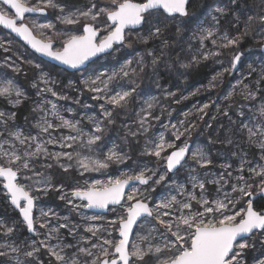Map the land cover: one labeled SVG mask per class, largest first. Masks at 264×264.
I'll return each instance as SVG.
<instances>
[{
  "label": "snow or ice",
  "instance_id": "1",
  "mask_svg": "<svg viewBox=\"0 0 264 264\" xmlns=\"http://www.w3.org/2000/svg\"><path fill=\"white\" fill-rule=\"evenodd\" d=\"M236 3L237 0H228V6ZM189 5L190 0H88L83 8L66 11V6L58 0H0V26L14 33L35 53L85 73L88 71L85 65L93 58L109 57L120 48L130 46L128 41L132 32L144 26H148L149 32L147 37H140L144 43L149 39L160 38L167 28V25L161 27V17L176 21L179 34L183 31L180 25L186 24L181 18L190 15ZM228 6L215 7L210 14L211 23L207 26L200 25L194 31L189 30L190 42L199 45L191 63L199 64L222 56V50L238 47L248 34L253 21L251 16L239 35L229 36L226 32L218 34L220 17L227 16ZM48 9L58 13L56 19L65 28L57 29L52 22L38 23L35 19L25 22L26 14H46ZM76 25H82V31L75 30ZM37 33L42 38H38ZM56 42L60 43V47H55ZM206 42H210L212 47H208ZM163 43L168 47L167 41ZM0 48L5 52L11 50L5 46V42H0ZM147 54L152 56L151 64L156 65L165 53L162 50L160 56L153 55L151 51ZM242 56L243 53L238 51L232 54L229 67L216 73L209 81L208 88H215L225 73L234 72ZM18 59L24 61L23 57ZM24 62L40 70L39 80L32 84L38 96L50 94L57 100L69 99L56 90L58 81L45 72L40 64L31 60ZM133 63L127 60L119 69L93 73L81 79L84 90L93 94L92 99L98 102L100 109V118L87 117L92 125L89 131L82 127L83 118H65L52 100L42 99L33 108V112L41 113L34 125L38 130L35 135L31 130L25 132L9 126V122L15 118V112L0 111V183L5 190L4 195L19 210L21 223L26 226V230L36 237H44L33 238L30 244L27 240L20 242L31 249L23 253L25 257L31 258L25 264H44L38 256L41 249L54 258V261L50 259L49 264H145L144 258L148 255L155 258V264H248L247 251L253 249L254 245L246 237L256 233L264 236V206L259 209L254 206L257 195L264 194V90L251 88L243 79L237 82L226 99H230L236 87H239L243 99L252 103L247 113L244 111L245 106H240L236 132L246 137L249 145L259 149L258 160H248L245 154L240 157L238 168L233 169L231 164L225 163L220 165L223 171L218 176L211 174L208 166L213 164V160L209 154L201 147H193L187 140L196 128V123L180 121L179 126L165 125L166 130L170 128L174 139H166L161 133L158 140L147 141L145 145V154L164 160L166 171L163 174H158L157 169L144 168L138 172L121 173L107 181L85 180L70 191H64V185H53L44 172L36 170V164L43 159L42 168H51L53 164L47 161H54L64 172L75 169L83 176L85 173L106 170L112 164H123L130 159L116 145L104 152V137L107 124L114 123V111L126 109L137 95L134 77L144 70V58L135 61L136 67H133ZM7 67L19 71L15 62L7 64ZM249 67L251 75L256 69L251 65ZM260 77L264 80V66L260 68ZM69 87H74L72 82H69ZM199 91L197 89V93ZM167 96H175V93L169 92ZM0 98L16 107L27 96L16 81L5 79L0 82ZM74 102L80 103L78 99ZM156 103L155 98L145 101L146 106L137 113L140 134L148 131L151 120H160V116H154L152 112ZM208 108L209 104L205 103L196 109V113L206 114ZM64 111L72 113L73 109ZM224 114H228L227 110H224ZM49 116L58 123L49 119ZM198 118L203 119V115H198ZM60 129H67L68 134L61 133L57 138L54 133ZM129 134L136 136L138 133ZM182 137L185 139L181 140ZM177 141L181 143L178 145ZM228 142L232 143L231 140ZM49 145H57L61 151L51 152L48 150ZM79 148L87 149L89 155L82 154ZM189 160L192 166L188 168V183L171 181L169 195L153 201L147 193L154 192L155 186L169 184L167 173L179 172L188 167ZM199 169L205 170L203 176ZM29 181L30 184L27 183ZM206 184L216 185L215 195L211 198L207 194ZM138 185L145 187L142 189ZM49 190L60 192L59 198L82 216L84 232L90 236L80 237L76 244L69 243L67 238L76 239L81 225L64 217V222L52 226V217L57 221L61 219L52 210L40 209L39 216L34 217L35 201L39 196L32 193L42 192L46 195ZM194 203L198 207H194ZM84 209L108 210L117 214L105 220L106 226H98L95 222L103 217L100 214L84 215ZM146 222L149 225L147 227ZM0 228L5 229V236L15 231L13 227H5L2 222ZM61 229L66 231V235ZM52 240H56V244L53 245ZM154 240L157 241L155 244ZM81 241L86 246H81ZM0 248H10L12 253L20 251L19 245L0 244ZM0 258H4L0 259V264H10L11 258L7 251H0ZM252 264H264V255L253 257Z\"/></svg>",
  "mask_w": 264,
  "mask_h": 264
},
{
  "label": "rangeland",
  "instance_id": "2",
  "mask_svg": "<svg viewBox=\"0 0 264 264\" xmlns=\"http://www.w3.org/2000/svg\"><path fill=\"white\" fill-rule=\"evenodd\" d=\"M245 1H247V0H237L236 4H232V5L228 6V0H222V1L221 0H212L210 2L212 8L207 13L200 16L196 20L193 28H191L190 30L194 31L200 25L207 26L209 23H211V15L210 14L213 13V10L215 7H217V6H219V7L228 6L229 11H228L227 16L228 15L232 16L235 19V21H237V17H238L239 20L233 25V28H231L232 27L231 25H228V27L226 25V22L228 21L227 16H221L220 17V24L217 26L218 34H223L226 32L229 36L239 35V32L241 30H244L245 25L248 23V18H245V20H242L240 14H239V10L237 8V4H239L241 6L244 4ZM252 1L258 2L259 0H252ZM32 2H35V0H32ZM87 3H88V0H81L79 2V5H77V6H73V5H70L68 3H64V5L66 6V11H74L76 8H83ZM261 5H262L263 9L257 15V17H256L257 20L261 19V17H264V2ZM246 10H249V8H246ZM190 12H192V10ZM249 12H250L249 16H251V17H253V19H255V16L253 15V13L250 10H249ZM57 15H58V13L56 11H54L52 9H48V15L47 16H43V15L29 16V17L25 18V22H28L29 19H35V20H37L38 23L52 22V23L56 24L57 29L65 28L64 25L60 24L57 21V19H56ZM221 21H223L224 23L222 24ZM262 22L264 23V20H262ZM180 26L182 28V25H180ZM68 27H73V26H68ZM74 28L77 31H82V25H76V26H74ZM4 32H6V31H4ZM7 34H9V33H7ZM48 34L50 35L51 33L49 32ZM148 35H149V32H147L146 37ZM10 36H12V35H10ZM37 36L39 37L38 33H37ZM138 36L139 35L136 33V31L132 32L128 43L133 44L132 42L136 41V38ZM190 36H191V31L187 35V38L189 39ZM39 38H42V37H39ZM16 40L17 39L13 36L12 37H6L5 35H2V32L0 31V42H5V46L10 47V49H11L10 51L5 52L3 50V48H0V56L10 57L12 52L15 51V53H16V51H17L16 44L19 47L21 46L20 45L21 42H19L18 40H17L18 42H15ZM9 41H10V44L8 43ZM151 41H152V39H149L148 43H151ZM190 43H191V47H190ZM206 43H208V47H212L210 42H206ZM195 44H196V42H194V41L189 42L188 48H190V49L194 48V50H196L199 47V45L196 46ZM263 45H264V39L261 41L260 46H259L260 54L251 53L246 57L245 56L241 57V61L239 62L238 69L236 71L232 72L233 76H234L233 82L229 84L228 89L225 91L226 93L221 95L218 101H215L212 98L213 96L211 95V93L213 92V90L215 88H208L209 81L212 79V77L210 78V80L206 84H204L202 86H200V85L195 86L192 84V86L190 88H187L185 84L181 83L182 80L188 78V76H185L184 74H182V77H180L178 79L179 80L177 83L178 87H174L173 90L162 91L160 89V92L152 93V94L146 95L144 98H142L143 105L140 107L139 112L141 111L142 107L146 106L145 101L152 100L153 98H155L157 103H156V107L152 110V112H153L154 116H160L159 121H157V120H151L150 121L152 123V125L150 127L151 133L148 136V138L145 140L144 144L146 145V142L150 141V140H158L159 135L161 133L164 134L166 139H174L172 137L170 128H169V130L168 129L166 130V128L164 126V124H166V123H165L164 117H163V114L166 111V104L169 103V101H168L169 99H172L173 102L175 101L174 106H177L179 110L174 115V117L168 121V123L170 125L176 124L177 126H179L180 121H185L186 123L195 122L197 124L200 121L202 122L204 120V117H205L206 121L203 122V127L201 128V130L203 132H200L199 135L202 136L204 132H208L209 133L208 142L202 140L201 138L200 139L195 138L192 140V142L190 140H188V138H187V140H188V143H190L193 147H201L209 154V158L213 160V164L208 166V171L211 174H215L216 176H218L223 171V169L220 167V165L225 164V163L231 164L233 166V169L238 168L239 164H240V157L242 155H245V154H246V158L248 160H254V159L258 160L259 159V149H257L254 145H249L246 142V137L241 136L240 134H238L236 132V129L239 125V121L237 118V112H238L240 106H242V105L245 106L244 111L247 113L249 111V108L252 107V103L245 101L243 99V97L240 95L239 87H236V91L230 99H226V97H228L229 92L233 91L234 86H237V82L239 80H242V79H243V82L245 84H249V86L251 88H253V89L259 88L261 90H264V80H261V77H260V68L262 66H264V53H262V51H261V48ZM55 46L60 47V43L56 42ZM135 51H138V50H133L131 52V54H133ZM149 51H151L153 53V55H156V51H157L156 46L153 45V46L149 47L147 53ZM121 53L122 54H128L129 49L124 46L123 48H120L119 51H116L111 56H109L111 59L112 58L114 59V61L112 62L113 65L110 63H105V59H103L105 57L100 58L98 60L101 63L107 64V65L109 64V66L104 67V65H103V69H99V70H95V71H93L91 68H89L90 67L89 66L88 71L85 73H79L78 77H80V80H81L83 78V76L91 75L93 73L111 72L115 69H119L121 67V65H123L125 63V61L132 60L133 57L131 54L127 55L126 57H120V59L114 58V56L118 57V55ZM38 59H39L40 63H42V61H44L40 58H38ZM98 60H96V61H98ZM5 61L3 58H0V82L4 81L5 79H13L14 81H16L18 83L19 78L22 79V78H24V76H26V74L22 73V70H24V69H22V66H19V64H17V62H15V64L18 65L19 71H13L12 68L7 67V64L13 63V61L12 60H7L6 62ZM33 63H36V62L33 61ZM250 65L252 68L256 69L255 72H251V75L249 74L250 73V67H249ZM32 68L34 71L29 74V77H27L28 79H30L27 90L25 91L23 89L21 83L20 82L18 83L19 86H21L22 89L25 91L26 96L29 99V101H31L34 104V106L36 107L37 103L40 102L42 99L52 100L53 102H55L58 105V107L61 110L62 115H64L65 118H69V119L74 118L76 120H81V118H83L82 119V127L85 129V131H89L92 128V125L87 120V117L88 116H96V117L100 118L99 104L97 101L92 99L93 94L84 90V86L82 83H81V86H76L74 89H71L69 87L70 81L66 82V81L62 80L61 78L57 77L56 75H54V73L52 71H50V69L47 66L42 64L41 68L45 72L50 73L51 76L55 80L58 81V83L55 85L56 90L58 92L63 93L67 97H69V99L57 100L55 97H52L50 94H45L43 97L38 96L37 95V89L33 88L32 84L39 80L40 70L33 67V66H32ZM223 68H225V67H217L216 73L221 72L223 70ZM4 69L9 70L11 73L5 72ZM225 74H227V73H225ZM257 81H259V83H257ZM220 82H223V80L221 79ZM39 86L43 87V84H40ZM197 89L200 90L198 93H197ZM169 92L175 93V96H167V93H169ZM191 93H197V94L196 95H190ZM182 96L188 97V98L187 99H181ZM235 96H239V98L235 99ZM77 99L80 101V103L74 102ZM177 101H179V103H177ZM205 103H208L209 108H210V114H209L208 118H206V114H197L196 113V109ZM256 103H258V101ZM85 105H88L89 107H85ZM46 107H50V105H46ZM67 108L73 109V112L69 113L67 111H64V109H67ZM207 110L208 109L205 110V113H207ZM224 110H227V113H228L227 115L224 114ZM0 111L6 112V109L5 110L0 109ZM11 112H6V113H11ZM34 114H35V118L32 122L33 123L32 127L34 128L35 131L32 133L33 135H35L36 132L38 131L34 127V125L36 124L41 113L34 112ZM185 114H187V115H185ZM198 115H203V119H199ZM49 119H53V122L58 123V121H54V118H52L51 116H49ZM138 119H139V117H138ZM233 121H236V123L234 124ZM12 123H13V121H10L9 126ZM136 126H139V124L137 123ZM10 127L15 129V127H13V126H10ZM20 130L26 132V130L24 128H21ZM61 133L67 135L68 130L67 129H60L59 131L55 132L54 135L57 136V138H59ZM74 134L75 133H73V135ZM107 134H108V132H107ZM184 139H185L184 137L181 138V140H184ZM229 140H231L232 143H229L228 142ZM176 143L179 145L181 143V141H177ZM105 144H106V147L104 148V152H106L108 148H112L113 145L118 146V148L121 151H123L119 142H116V141L106 142L105 141ZM150 146L151 145H149V147ZM17 147H19V145H17ZM48 150L51 152L61 151V149L57 145H49ZM78 150L84 155H89L87 149L79 148ZM169 151H171V150H169ZM166 154L167 153H164L163 155H166ZM147 156L151 157V159L155 163L156 167H151L148 164L142 163L139 165V167L135 168V165L130 163V160L127 159L123 164H112L106 170H102L100 172L85 173L83 176H81L79 174V172L74 169L75 177H74L73 181L70 183H65L58 178H60L61 176L62 177L68 176L73 171V169L68 171V172H64L60 167H58L55 164L54 161H47L48 163L53 164V166L51 168H42L41 163H44V161H43V159H41V162L36 164V170L44 172L45 176L50 179V181L53 185L59 186L62 184V185H64V191H70L74 186L77 185V183L83 184L85 180H88L89 182H91L93 180H97V179L101 180V181H107L110 177L111 178L118 177L121 173L132 172V171L138 172L144 168L157 169L158 174H163L166 171L165 162L163 159L158 160L154 156H151V155H147ZM113 166L116 167V168H114V169H116V171H113L112 173L108 174L106 171L107 170H114ZM191 166H192V162H191V160H189L188 167L180 169L179 172L167 173V175L169 177V184H162V185L155 186V191L154 192H148L147 194L151 197V199L153 201H159V200H161L164 197L169 195L170 187H172L171 183H170L171 181L174 180L177 183L187 184L188 183V168H190ZM198 171L201 173V176H203V173L205 170L199 169ZM52 172H54V173H52ZM55 172L60 173L57 176V179L54 176ZM234 175H235V172H234ZM245 175L247 176V171H245ZM257 179H259V178H257ZM27 183L30 184L31 182L29 181ZM150 184H151V182H150ZM0 185H1L0 207H2L3 210L6 212H9V213H11V211L15 212V210L10 206L8 198H6L4 195V189L2 188V183H0ZM138 187L143 189L145 186L138 185ZM189 188H190V185H189ZM206 188H207V194L210 198L215 195L216 185L206 184ZM197 191H199V190H197ZM50 192H56L57 193V200L63 204V207L61 209L56 205L49 204L50 203V194H49ZM60 194L61 193L56 191V190H49L46 195L43 194L42 192L41 193L33 192L32 195L39 196V199L37 201H35L36 206H35V211H34V217L39 216L40 209H43L44 211L52 210L61 218L59 221H57V219L55 217H52L51 221H50L52 226H55L58 223L64 222L63 221L64 217H67L72 223H77V224L81 225V227L79 228V236L76 239H73L72 237L67 238V241L69 243L76 244L77 240H79L80 237H88L91 234L84 232L85 223L82 219V216L77 214V212L72 211L71 206L59 198ZM172 194H175V193L173 192ZM194 207H198V205H195V203H194ZM15 213H17L18 217L21 219L18 212H15ZM83 213H84V215H93L94 214L90 210L88 211L87 209H84ZM116 214H117L116 212H112V211H108V213L106 215L100 214L103 218L99 221H96L95 223L98 226H106L105 220L111 219ZM0 222H2L5 225V227H13L14 228V225H12V223L10 221H8L7 218H4L3 213H1V212H0ZM147 226H149V225H147V222H146V227ZM37 227H38V225H37ZM43 231L44 230H41V232H43ZM4 232H5V229L0 228V244H11L13 246L19 245L20 251L17 253H12L10 248H0V251H7L8 252V256H9V258H11L10 264H17V261H19V264H25V261L30 260L31 258L25 257L23 255V253L25 251H29L31 249L29 247L23 245V244H20V241L19 242L16 241L17 238H15L14 233L5 236ZM61 232L66 235V231L64 229H61ZM102 234L106 235V233H102ZM33 238L34 239H43L44 237H43V235H41L39 237H36L35 235H32V236L29 235L28 236V243L29 244L31 243V239H33ZM247 240L254 245V248L250 249L251 251H253L252 252L253 257L264 255V236H262L259 233H256L255 235H251L249 238H247ZM156 242L157 241H155V240L153 241L154 244ZM51 243L53 245L56 244V240H52ZM81 246H86L83 243V241H81ZM142 247H146V245H142ZM250 250H248L247 253H249ZM255 250H256V252H255ZM38 256H39V259L44 262V264H49L50 259H53V261H54V258H50L47 255L45 249H41V251L38 253ZM0 259H4V258H0ZM81 259H83V257ZM246 259H247L248 264H252L253 260L248 259V257H246ZM144 261H145V264H155V258L151 255L145 256Z\"/></svg>",
  "mask_w": 264,
  "mask_h": 264
},
{
  "label": "trees",
  "instance_id": "3",
  "mask_svg": "<svg viewBox=\"0 0 264 264\" xmlns=\"http://www.w3.org/2000/svg\"><path fill=\"white\" fill-rule=\"evenodd\" d=\"M81 0H58V2L64 4L68 3L73 6L79 5V2ZM212 0H192L189 5V12L190 15L185 18H181L186 21V24H182L183 31L179 34L177 33V22L173 19L169 18L165 20L163 17H161V27L164 25H167L166 30L164 31L163 35L156 39L153 38L151 43H144L140 37H146L148 32V27L144 26L141 30L136 31V33L140 36L136 38V41L132 42L133 44H130V46H125L129 49L128 54H119L118 57L114 56V58L120 59V57H126L127 55L131 54L133 50L135 51L132 55V60L134 61L133 67H136L135 61L139 60L141 57L144 58V70L139 73L138 76L134 77V86L137 88V95L135 98L130 102L129 106L126 109H116L113 114L114 123L107 124L106 128V134L104 137V140L106 142H112L116 141L119 142L122 150L124 153H127L128 157H130V163L135 165V168L139 167L140 164H148L151 167H156L155 163L152 161L151 157H148L147 154H145V140L150 135V127L146 133L140 134L139 133V126H136L138 123V116L137 113L139 112L140 107L143 105L142 98H144L146 95L152 94V93H158L160 92V89L162 91L164 90H173L174 87H178V79L182 77V74L185 76H188L187 79H184L181 81L182 84H185L187 88H190L193 85H204L206 84L211 77L215 76L217 67H228L229 66V60L231 59L232 54L235 52H241L243 53V56H248L251 53L254 54H260L259 46L261 41L264 39V23L261 19H256L257 15L262 11V5L263 0H259L258 2H254L252 0H247L244 2L243 5L237 4V8L239 10V14L242 18V20H245V18H248L250 15L249 10L253 13L255 16V19L251 22L249 26L248 34L243 37V39L240 41L238 47L235 48H228L224 49L223 55L218 58L209 59L207 61H202L199 64L191 63L192 57L196 54V50L194 48H188L190 40L187 38V35L189 34V30L193 28L195 25L196 20L202 16L203 14L207 13L211 8V2ZM222 1V0H221ZM246 8H249V10H246ZM48 11V10H47ZM48 15V14H47ZM46 15V16H47ZM228 21L226 22V25H231L233 28V25L237 22L235 19L228 15L227 16ZM235 21V22H234ZM223 24L224 22L221 21ZM2 32V35H5L6 37H12L6 32H4L2 29H0ZM244 30H241L239 32L242 33ZM163 41H167L168 47L164 46ZM15 42H18L17 40ZM20 47L16 44L17 51L15 53L12 52L10 55V60L13 62H17L19 66H22V73L26 74L24 78L18 80V83L20 82L23 89L26 91L30 82L29 74L32 73L34 70L32 68V65L24 62L27 60L34 61L41 65L44 64L47 66L50 71L54 73L57 77L61 78L64 81H70L73 83L74 87H70L71 89H74L76 86H81V80L80 77H78L79 73H69L63 69H60L53 64L42 61V63L39 62V57L34 54L32 51H30L25 45L20 43ZM155 45L156 46V56H160L161 51L165 53L163 56L160 57V60L156 65H152V56L147 54V51L149 47ZM198 46V44H195ZM123 48V47H122ZM187 48V49H186ZM6 56H0V58H3L4 61ZM18 57H23L24 61L21 59H18ZM41 59V58H40ZM105 63H110L114 61V59L110 57H105ZM220 61V62H217ZM6 62V61H5ZM190 65L189 67H183V65ZM104 67L109 66V64L101 63L99 60L94 61L91 63L88 67L91 68L93 71L103 69ZM113 65V64H112ZM25 66V67H24ZM87 67V69H88ZM102 67V68H101ZM5 72H10L7 69H4ZM11 73V72H10ZM223 80V82H220V80ZM211 93L213 96L212 98L215 101H218L220 96L225 94L226 90L229 87V84L233 82L234 76L233 73H227L223 75ZM239 96H235V99H238ZM201 100V99H200ZM169 103L166 104V111L163 114L164 121L166 124L169 125L168 121L174 117V115L178 112V107L174 106V102L172 99L168 100ZM34 104L29 101V99H24L23 102L13 107L12 105L8 104L6 100L3 98H0V109H6V112H15V118L13 120V123L10 126H13L15 128H24L26 132L28 130H31L33 133L35 130L32 127V122L35 118V114L33 112ZM110 107V106H109ZM210 114V108H208L206 113V118L209 117ZM173 121V120H172ZM206 121L205 117L204 120L201 122H198L196 125V128L192 131L191 137H188V140L192 142L193 139H202L204 141L209 140V133L204 132L202 136L199 135L200 132H203L201 128L203 127V122ZM151 123V122H150ZM152 125V123H151ZM169 130V129H168ZM108 132V134H107ZM130 132H137L138 134L136 136H132L129 133ZM116 168L113 166V169ZM114 170H107L106 172L108 174L112 173ZM54 173V172H52ZM60 173L55 172L54 176L57 179V176ZM75 177L74 169L73 171L68 175L64 177H60L58 179L62 180L65 183H70L73 181ZM1 190V185H0ZM50 203L52 205L58 206L60 209L63 207V204L57 200V193L56 192H50ZM264 206V200H260L256 203V207L260 208ZM0 212L3 213V217L7 218L8 221L14 225V236L17 238L16 241H28V236L30 235L28 231L26 230L25 226L21 223V219L18 217L17 213L11 211V213L6 212L3 210L2 207H0ZM29 234V235H28ZM259 244V243H258ZM253 251H249L247 253L248 259L253 260L252 256ZM256 252V250H255Z\"/></svg>",
  "mask_w": 264,
  "mask_h": 264
},
{
  "label": "water",
  "instance_id": "4",
  "mask_svg": "<svg viewBox=\"0 0 264 264\" xmlns=\"http://www.w3.org/2000/svg\"><path fill=\"white\" fill-rule=\"evenodd\" d=\"M191 1H192V0H190V3H191ZM47 14H48V11H47L46 14H40V13H33V14H30V15H29V14H26V17H28V16H38V15L46 16ZM0 28H1L2 30L6 31L7 33H9L10 35H12L13 37H15L19 42H21V43L24 44V42H23L19 37H17L14 33H11L10 30L4 29L2 26H0ZM142 28H143V27H142ZM142 28H140L139 30H141ZM38 38H39V37H38ZM24 45H25V44H24ZM25 46H26V45H25ZM26 47H27L30 51H32L34 54H36L39 58H41L42 60L47 61V62L53 64L54 66H56V67H58V68H60V69H63V70H65V71L69 72V73H79V72H77V71L74 70V69L67 68V66H64V65L60 64L59 62L52 60L51 58L44 57V56L40 55L39 53H35V52H34L30 47H28V46H26ZM55 47H56V46H55ZM261 51H262V53H264V45L262 46ZM96 60H98V59L93 58V60L90 61L89 63H87V64L85 65V67L87 68L91 63H93V62L96 61ZM238 65H239V63H238ZM238 65H237V69H238ZM237 69H236V70H237ZM236 70H235V71H236ZM189 144H190V143H189ZM190 145H191V144H190ZM173 173H175V172H173ZM0 179H2V178H0ZM127 191H128V189L126 188V192H127ZM258 199H263V200H264V194L257 195L255 201L258 200ZM255 201H254V203H255ZM10 204H11V203H10ZM11 206L13 207V209H14L16 212L19 213V210H18V209H16L13 205H11ZM117 207H118V206H117ZM87 210H88V209H87ZM34 211H35V207H34ZM88 211H89V210H88ZM90 211H91L92 213H94V214H102V215H106V214L108 213V210L91 209ZM33 214H34V212H33ZM21 220H22V217H21ZM25 227H26V226H25ZM29 234H30V235H34L33 233H30V232H29ZM249 237H250V236H249ZM249 237H246V239L249 238Z\"/></svg>",
  "mask_w": 264,
  "mask_h": 264
},
{
  "label": "flooded vegetation",
  "instance_id": "5",
  "mask_svg": "<svg viewBox=\"0 0 264 264\" xmlns=\"http://www.w3.org/2000/svg\"><path fill=\"white\" fill-rule=\"evenodd\" d=\"M28 17H29V16H28ZM2 188H3V185H2ZM4 191H5V190H4ZM8 200H9V199H8ZM260 200H263V199H258V200L255 201V203H254V206H255V207H256V203L259 202ZM9 204H10V200H9ZM10 206H11V204H10ZM11 207H12V206H11ZM254 253H255V252H254Z\"/></svg>",
  "mask_w": 264,
  "mask_h": 264
},
{
  "label": "clouds",
  "instance_id": "6",
  "mask_svg": "<svg viewBox=\"0 0 264 264\" xmlns=\"http://www.w3.org/2000/svg\"><path fill=\"white\" fill-rule=\"evenodd\" d=\"M25 226V225H24ZM26 228V227H25ZM29 233V232H28Z\"/></svg>",
  "mask_w": 264,
  "mask_h": 264
}]
</instances>
